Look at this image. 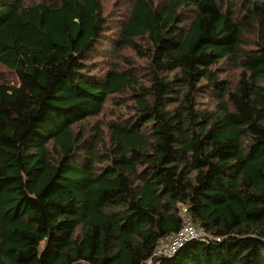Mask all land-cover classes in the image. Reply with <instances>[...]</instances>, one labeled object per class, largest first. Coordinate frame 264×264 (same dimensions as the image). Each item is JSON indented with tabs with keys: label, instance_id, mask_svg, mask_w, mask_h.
Here are the masks:
<instances>
[{
	"label": "trees",
	"instance_id": "obj_1",
	"mask_svg": "<svg viewBox=\"0 0 264 264\" xmlns=\"http://www.w3.org/2000/svg\"><path fill=\"white\" fill-rule=\"evenodd\" d=\"M132 1L0 0V264H264V0Z\"/></svg>",
	"mask_w": 264,
	"mask_h": 264
},
{
	"label": "rangeland",
	"instance_id": "obj_2",
	"mask_svg": "<svg viewBox=\"0 0 264 264\" xmlns=\"http://www.w3.org/2000/svg\"><path fill=\"white\" fill-rule=\"evenodd\" d=\"M26 3H34V2H38L39 0H25ZM156 3L160 2L161 0H155ZM105 11H106V15L108 16V19L113 20L112 22H114V27L116 26V24L118 22H121L124 19H121L122 16L121 14H126L127 12H129L130 7L132 6V0H101ZM121 19V21H120ZM106 35L104 36L105 40H109L110 38L115 37L116 34V29L112 28L110 31L105 33ZM109 36V37H107ZM110 47L109 43H102L100 42L97 45V51L96 53L93 51V58H91V60L89 61L90 66L96 68L95 70L88 72V73H102L103 71H105L106 69H109V67L111 66V60L108 57H102L100 55V52H105V50H107ZM109 50V49H108ZM128 54H130V52H127ZM6 72L3 73V75L5 77H11V72L5 70ZM208 96V95H206ZM103 119H108V116H104L102 117ZM200 229V228H199ZM202 230V229H200ZM206 232V231H205ZM210 234L207 233V238L210 237ZM217 240H220V238H216Z\"/></svg>",
	"mask_w": 264,
	"mask_h": 264
},
{
	"label": "built area",
	"instance_id": "obj_3",
	"mask_svg": "<svg viewBox=\"0 0 264 264\" xmlns=\"http://www.w3.org/2000/svg\"><path fill=\"white\" fill-rule=\"evenodd\" d=\"M183 227L175 234L171 235L168 241L163 242L153 253V256H171L177 252L185 243L191 240L207 241V233L200 230L193 223L192 219L186 214H183Z\"/></svg>",
	"mask_w": 264,
	"mask_h": 264
}]
</instances>
